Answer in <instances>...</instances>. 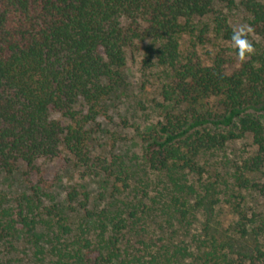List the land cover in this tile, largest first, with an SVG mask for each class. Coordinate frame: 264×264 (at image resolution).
<instances>
[{"label":"trees","instance_id":"trees-1","mask_svg":"<svg viewBox=\"0 0 264 264\" xmlns=\"http://www.w3.org/2000/svg\"><path fill=\"white\" fill-rule=\"evenodd\" d=\"M217 3L241 6L250 16L259 42H252L255 54L245 62L225 47L199 53L212 33L231 42L227 17L216 16L214 26L208 20ZM186 36L193 37V49L183 44ZM141 38L153 40L145 66L164 75V113L146 135L144 152L147 167L167 178L161 198L152 200L160 204L155 211L172 227L218 203L216 183L198 186L207 173L202 160L244 138L254 149L232 177L237 188L264 195V0H0V173L24 168L34 184L16 206L0 208V244L29 235L40 264H50L38 227L74 232L55 208L35 201L34 178L46 182L40 162L66 151L84 175L111 179L112 202L97 210L90 191H70L91 225L68 246L54 248L55 264H264L261 212L237 206L235 232L251 245L213 237L196 254L184 241L151 234L145 225L152 208L137 196L126 198L132 176L116 170L118 157L92 154L86 127L107 115L106 101L125 84L128 51ZM52 112L73 123L64 125Z\"/></svg>","mask_w":264,"mask_h":264},{"label":"rangeland","instance_id":"rangeland-1","mask_svg":"<svg viewBox=\"0 0 264 264\" xmlns=\"http://www.w3.org/2000/svg\"><path fill=\"white\" fill-rule=\"evenodd\" d=\"M216 10L217 14L208 18L213 26L216 16L227 17L228 23L233 28L240 25L250 26V16L241 6L228 7L217 3ZM212 36L211 43L199 46L200 54L216 53L224 47L235 53L232 42L223 40L216 33H212ZM249 39L252 42H259V38L253 32ZM182 42L186 48L193 49V37L186 36ZM152 43L151 38L136 40L135 46L128 51L124 86L106 101L107 115L100 116L87 125L86 128L90 130L89 145L92 154L109 160L118 157L116 170H124L125 175L132 176V190L127 191L125 196L128 200L137 196L138 200L143 199L148 204L146 209L152 208L150 213H147L148 223L145 227L156 237L165 235L176 243L184 241L195 249L196 254H198L197 247L202 245L203 241L210 246L213 237L219 242L235 240L239 248L249 246L253 240H241L235 232L239 219L237 206L241 203L246 210L254 208L264 217V195L260 196L255 192L237 188L232 177L236 166L254 149L249 138L231 141L223 149L206 154L202 160L207 173L198 186L206 182L216 183V191L213 190V194L215 199H219L218 203L213 206L208 204L188 223L180 224L175 221L176 225L172 227L168 225L167 216L155 211L160 204L155 205L152 200L161 198L160 191L164 188L167 178L161 173L152 172L144 161L146 135L152 134L161 121L165 104L161 96L164 82L161 68L145 66L147 47ZM51 117L60 119L64 125L73 123L62 113L52 112ZM40 164L45 170L46 182H41L40 176L34 178L38 188L36 203L55 208L74 230L70 235H62L56 224L55 226L41 224L38 227L36 233L47 252L45 261L55 264L57 257L54 248L68 246L67 244L72 243L79 235L81 227L88 228L91 225L80 209L79 201L71 200L70 191L74 188L90 191L91 206L101 210L112 202L111 191L107 189L111 179L102 175H84L66 151L61 157L42 160ZM24 170L22 168L14 173H0L1 209L16 206L18 199L32 193L34 184L27 180ZM103 193L107 196L102 197ZM147 194L148 196L145 197ZM125 196L123 195L122 198ZM35 252L29 235H23L19 239L0 244V264H40ZM193 264H203V261L196 260Z\"/></svg>","mask_w":264,"mask_h":264},{"label":"clouds","instance_id":"clouds-1","mask_svg":"<svg viewBox=\"0 0 264 264\" xmlns=\"http://www.w3.org/2000/svg\"><path fill=\"white\" fill-rule=\"evenodd\" d=\"M253 29L249 25H240L233 29L231 42L233 48L237 51L238 58L241 62L255 54V47L249 39Z\"/></svg>","mask_w":264,"mask_h":264}]
</instances>
